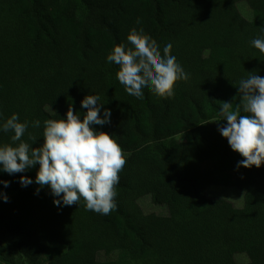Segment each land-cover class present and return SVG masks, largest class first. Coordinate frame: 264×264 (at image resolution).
Here are the masks:
<instances>
[{
    "label": "trees",
    "instance_id": "obj_1",
    "mask_svg": "<svg viewBox=\"0 0 264 264\" xmlns=\"http://www.w3.org/2000/svg\"><path fill=\"white\" fill-rule=\"evenodd\" d=\"M133 28L173 45L190 77L174 97L146 92L141 101L116 79L106 57ZM262 32L264 0H0V113L39 120L22 138L38 147L44 121L70 106L82 116L85 96L99 95L112 115L97 130L126 159L107 216L83 201L58 208L47 187H21L36 168L0 173L10 182L0 185V264H264V166L237 169L243 157L217 130L223 102H240L239 81L264 77V55L250 45ZM11 135L0 132V145ZM219 184L241 190L243 206L209 195ZM146 196L166 213H146Z\"/></svg>",
    "mask_w": 264,
    "mask_h": 264
},
{
    "label": "clouds",
    "instance_id": "obj_2",
    "mask_svg": "<svg viewBox=\"0 0 264 264\" xmlns=\"http://www.w3.org/2000/svg\"><path fill=\"white\" fill-rule=\"evenodd\" d=\"M140 23L137 20V25ZM126 41L115 46L106 61L118 66L116 79L127 95L142 101L144 94L150 92L170 99L174 97L176 83L190 79L172 54L171 43L161 48L143 28H133ZM250 45L264 55V32L251 40ZM237 88L240 102L235 110L232 103L223 102L219 116L226 123L217 130L230 149L243 157L237 169L253 166L259 169L264 166V77L250 74L239 81ZM81 108L86 109L82 116L70 106L65 118L44 121L43 143L38 147H33L36 138L31 134L33 144L22 138L29 126L41 127L39 120L20 122L15 113L8 118L0 113V132L12 133L11 144L0 145V173L12 176L36 168L34 180L20 177L21 187L33 183L39 188L47 187L58 208L74 204L79 207L83 201L85 211L107 216L116 208V185L126 159L116 139L97 130L96 126L110 125L112 115L100 103V96H85ZM241 110L246 115H241ZM0 185L6 189L10 182L0 180ZM0 199L8 201L3 191Z\"/></svg>",
    "mask_w": 264,
    "mask_h": 264
},
{
    "label": "rangeland",
    "instance_id": "obj_3",
    "mask_svg": "<svg viewBox=\"0 0 264 264\" xmlns=\"http://www.w3.org/2000/svg\"><path fill=\"white\" fill-rule=\"evenodd\" d=\"M240 10L247 18H252V11L247 6V4H241ZM209 195L213 197H223L231 200L236 206L241 207L243 206V192L238 188L231 186V185H214L209 188ZM140 204L143 210L146 213H158V214H165L166 209L162 206H156L153 204L152 199L150 196H146L140 200ZM237 260L241 263L245 262L247 259L244 255H237Z\"/></svg>",
    "mask_w": 264,
    "mask_h": 264
},
{
    "label": "water",
    "instance_id": "obj_4",
    "mask_svg": "<svg viewBox=\"0 0 264 264\" xmlns=\"http://www.w3.org/2000/svg\"><path fill=\"white\" fill-rule=\"evenodd\" d=\"M0 245H1V242H0Z\"/></svg>",
    "mask_w": 264,
    "mask_h": 264
}]
</instances>
